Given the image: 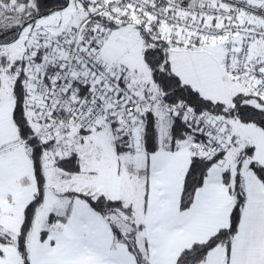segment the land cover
<instances>
[{
    "label": "snow or ice",
    "instance_id": "1",
    "mask_svg": "<svg viewBox=\"0 0 264 264\" xmlns=\"http://www.w3.org/2000/svg\"><path fill=\"white\" fill-rule=\"evenodd\" d=\"M0 264H264V0H0Z\"/></svg>",
    "mask_w": 264,
    "mask_h": 264
}]
</instances>
